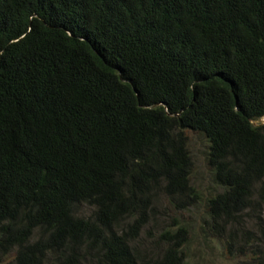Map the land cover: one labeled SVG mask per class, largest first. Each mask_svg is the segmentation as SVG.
<instances>
[{
  "label": "trees",
  "instance_id": "trees-1",
  "mask_svg": "<svg viewBox=\"0 0 264 264\" xmlns=\"http://www.w3.org/2000/svg\"><path fill=\"white\" fill-rule=\"evenodd\" d=\"M263 118L264 0H0V251L185 264L184 227L152 263L135 241L164 198L193 204L186 131L230 217L264 203Z\"/></svg>",
  "mask_w": 264,
  "mask_h": 264
},
{
  "label": "rangeland",
  "instance_id": "rangeland-1",
  "mask_svg": "<svg viewBox=\"0 0 264 264\" xmlns=\"http://www.w3.org/2000/svg\"><path fill=\"white\" fill-rule=\"evenodd\" d=\"M186 135L193 162L191 181L196 191L193 204L179 210L164 198L159 209L149 216L148 224L135 241L136 246L152 263L164 253L163 231L175 232L184 227L185 264L258 263L264 257V203L254 196L248 210L215 219L210 201L224 188L215 181L214 170L208 164L209 140L195 131L187 130ZM78 213L88 217L93 208L84 204L78 208ZM0 264H17L16 252L0 251Z\"/></svg>",
  "mask_w": 264,
  "mask_h": 264
},
{
  "label": "water",
  "instance_id": "water-1",
  "mask_svg": "<svg viewBox=\"0 0 264 264\" xmlns=\"http://www.w3.org/2000/svg\"><path fill=\"white\" fill-rule=\"evenodd\" d=\"M263 121H264V119H263ZM255 123H256V121H254Z\"/></svg>",
  "mask_w": 264,
  "mask_h": 264
}]
</instances>
